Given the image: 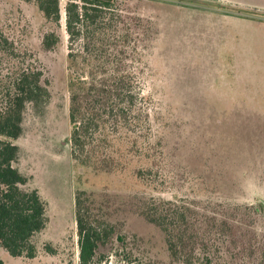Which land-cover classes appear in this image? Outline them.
Returning a JSON list of instances; mask_svg holds the SVG:
<instances>
[{"label": "rangeland", "instance_id": "1", "mask_svg": "<svg viewBox=\"0 0 264 264\" xmlns=\"http://www.w3.org/2000/svg\"><path fill=\"white\" fill-rule=\"evenodd\" d=\"M67 1L56 26L35 3L0 0V30L38 63L51 92L45 112L29 106L22 136L11 140L20 147L14 166L45 201L48 223L34 239L36 258L0 247V264H79V192L116 227L102 264H182L141 213L152 199L190 209L196 230L188 231L209 236L195 263L264 264V0H118L137 23L132 67L145 118L135 133L98 136L93 162L112 157L111 171L71 157ZM52 31L61 41L46 51ZM8 60L0 50V78Z\"/></svg>", "mask_w": 264, "mask_h": 264}, {"label": "trees", "instance_id": "2", "mask_svg": "<svg viewBox=\"0 0 264 264\" xmlns=\"http://www.w3.org/2000/svg\"><path fill=\"white\" fill-rule=\"evenodd\" d=\"M24 1L35 3L48 22L60 26L61 0ZM65 11L73 70L69 82L71 157L83 165L111 171L116 164L112 157L93 162L98 136L106 130L135 133L145 118L132 67L137 23L133 25L123 16L118 0H68ZM60 41L57 32H48L43 49L51 51ZM0 50L12 65L9 75L0 78V136L8 139H0V247L13 258L34 259L38 254L34 239L46 229L47 207L37 189H25L28 177L14 166L20 158V147L11 140L22 136L29 106L38 114L45 112L51 92L38 63L17 51L1 30ZM75 205L79 264H102L105 255L101 249L114 241L116 227L98 213L85 192H79ZM143 205L141 213L146 220L166 232L172 257L182 264H199L192 260L194 249L200 243L207 245L202 240L209 236L188 231L196 230L190 222L191 210L154 199ZM118 240L122 244L126 241L121 235Z\"/></svg>", "mask_w": 264, "mask_h": 264}, {"label": "crops", "instance_id": "3", "mask_svg": "<svg viewBox=\"0 0 264 264\" xmlns=\"http://www.w3.org/2000/svg\"><path fill=\"white\" fill-rule=\"evenodd\" d=\"M222 2H226L228 4H232V5H240L239 2H236V1H232V0H220Z\"/></svg>", "mask_w": 264, "mask_h": 264}]
</instances>
